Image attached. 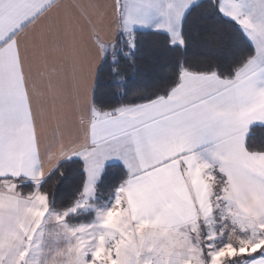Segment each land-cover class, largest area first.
Here are the masks:
<instances>
[{"label":"snow or ice","instance_id":"1","mask_svg":"<svg viewBox=\"0 0 264 264\" xmlns=\"http://www.w3.org/2000/svg\"><path fill=\"white\" fill-rule=\"evenodd\" d=\"M195 9L241 54L190 61ZM144 33L177 55L129 97ZM0 264H264V0H0Z\"/></svg>","mask_w":264,"mask_h":264},{"label":"trees","instance_id":"2","mask_svg":"<svg viewBox=\"0 0 264 264\" xmlns=\"http://www.w3.org/2000/svg\"><path fill=\"white\" fill-rule=\"evenodd\" d=\"M186 32L189 44L184 55L192 62L227 64L233 56L241 54L235 30L227 23L202 16L200 9L192 12ZM140 40V51L135 63L122 68L129 97L137 90H150L162 84L174 66L177 55L164 45L163 37L144 33ZM112 80L108 65L105 64L96 83L97 96L105 102H116L118 99ZM78 167L74 162L64 164V177L54 175L45 185L47 190L55 193L58 203L67 202L75 190L79 180Z\"/></svg>","mask_w":264,"mask_h":264}]
</instances>
